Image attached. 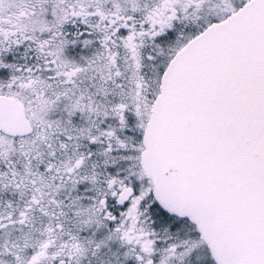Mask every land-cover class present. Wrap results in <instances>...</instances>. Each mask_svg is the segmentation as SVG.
I'll return each mask as SVG.
<instances>
[{"label": "snow or ice", "instance_id": "1", "mask_svg": "<svg viewBox=\"0 0 264 264\" xmlns=\"http://www.w3.org/2000/svg\"><path fill=\"white\" fill-rule=\"evenodd\" d=\"M0 264H264V0H0Z\"/></svg>", "mask_w": 264, "mask_h": 264}]
</instances>
